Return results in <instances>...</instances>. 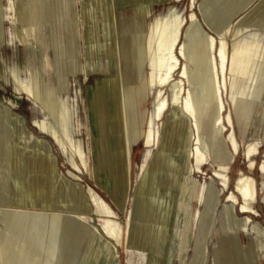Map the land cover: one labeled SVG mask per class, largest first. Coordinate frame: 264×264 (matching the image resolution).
Listing matches in <instances>:
<instances>
[{"label": "rangeland", "instance_id": "374dc122", "mask_svg": "<svg viewBox=\"0 0 264 264\" xmlns=\"http://www.w3.org/2000/svg\"><path fill=\"white\" fill-rule=\"evenodd\" d=\"M15 1L16 0H0V110L2 109V114L6 117L7 113L5 109L11 108L13 113L21 118L24 129L28 132L32 131L31 133L36 137L45 140L50 147L51 154L56 157V174L60 177L65 176L81 184L87 196V202L89 203L91 202L89 189L92 188L97 192L115 211L116 214L111 219L118 223L125 233L123 244L117 243L115 258L110 259L109 255L92 251L89 254L88 264H242L241 261L244 258L247 259L248 264H264V172L260 170V166L264 161V74L255 73L254 77L252 76L254 80L252 82L251 80L248 81L249 83L245 91L249 92H246L247 95L245 94L246 96H244L241 94H233L230 83L231 75H229L230 72L228 71V90L225 86L223 92V98L226 104L224 118L228 127L222 132L220 131L222 125L212 128L209 119L211 115H214L211 110L213 97L211 95L212 86L210 73H212V69L210 61L212 56L215 57L217 55L219 58L222 37L209 27L206 20L208 18L217 24L216 26L222 31L223 37L228 44L227 51L231 52L233 37L236 34V29L239 28V26H237L239 18L247 14L253 7L260 3L257 12L242 26H253L255 22L259 25L258 23L261 22V26L259 25L260 28L257 29V27H255L252 31H259V41L264 44V27L262 28V26H264V0H254L249 7L240 13V16L239 14L236 15L234 12L239 8L242 0H220L221 2L219 1L215 8H212L214 11L211 9L207 14H204V12H206L204 10L207 3L206 0H196L195 4L192 3V0H175L173 3L160 8L155 14L151 12L150 15H148L149 19L146 17L144 9L140 8L138 10L134 32H141L142 30L146 32L149 30L155 18L164 14L170 7L173 8L174 15H180L179 18L184 20L179 34V41H181V44L179 46L176 45L174 50V54L177 56L179 55L180 58L178 66L180 69L177 70L173 77L175 80H173L170 85L166 83L162 93L168 101V107H166L167 113L163 116V119L167 120L169 114H172V119L179 116L172 85L174 82L181 79L180 76L182 75L185 64H187L189 76H185V84L183 82L185 91H182L181 97L184 92L186 94L183 97H186L189 94L188 91H192L195 107L199 115L196 119L193 117V128L190 123L191 121L189 122L190 133L193 132L191 133L193 136L192 140L184 144L186 138L183 137L182 145L184 144L183 148L185 151L178 152L174 150L171 143L172 138L176 134L173 128L174 121L171 122V119L163 126V121L154 118V111L158 108V100H156V97L159 88L157 89L155 86L149 87V99L143 106H139V110H147L149 112L148 120L153 119V123H148L144 128L141 127L140 130L148 131L151 129L153 131V141L152 145L148 147L144 134L138 136L136 139L131 157V185L125 209H122L111 195V190L114 186L116 188L119 186L117 179L114 178L111 180L108 175L101 172L99 169H95L97 152L99 150L95 147L93 134L98 137V129L90 107V97L96 92L97 87L103 82L122 74V72H118L121 70L119 60L117 59L115 61L114 59V44H106L105 50L107 58L103 63L98 58L100 44L87 41L85 44L86 60H84L81 54L79 61H77V53L72 42L73 36L71 35L68 37V39H70L69 43L59 44L61 45L58 46L60 49V58L56 60L54 57L56 52L51 47V44L49 46L48 43L46 44L47 41H45V24L40 21L39 26H37L38 24L35 22V28L37 29V32L35 31V37L29 36L28 38L26 36L28 26L26 27L27 22L25 16L27 12L30 13L31 10L27 8V11L23 10L19 7V2L16 3V6L19 5L17 6L19 11H17V7L13 10V2ZM245 1L243 0V2ZM22 11L24 12L22 13ZM18 12H21V15ZM17 13L20 15V19H17V17L19 18ZM192 16H194L195 20L192 19ZM42 17H44V11L40 13V18ZM175 17L176 16L173 18L175 19ZM22 20L25 27L21 23ZM257 20L260 21L257 22ZM202 28L207 29V31L216 38L215 47H218L211 51L213 55L208 49L209 40L207 36L203 35L201 32ZM65 30L67 31V28ZM20 31L22 36L19 33ZM194 32H196V34ZM63 33L64 32L60 30V34ZM197 34L198 36H196ZM202 39L204 41H202ZM121 45L123 52L124 47L123 44ZM262 49L264 51V47ZM45 55H52V58H46ZM129 57L130 55H127L126 60L129 59ZM196 59H198V61ZM126 60L123 59V62ZM199 60H201V62H199ZM68 70H78V72H68ZM60 71L65 73L64 77H66V80L59 76L61 73ZM129 73L126 70L124 71L126 81L123 82V85L127 86L133 84L138 86L137 82L140 76L138 71L131 70ZM42 74H45L47 83H49L47 84L46 93L41 90L42 77H44ZM150 74L151 70L147 64L142 68V78H150ZM222 75L221 73V81L224 84L223 78L226 74ZM204 82L205 85L207 83V93H209L211 99L206 97L204 93L201 94L199 83L204 84ZM28 83H30L31 86ZM253 86L255 87V94L252 90L254 88ZM30 89H35V92L37 91L36 93L40 98H35L31 93H28ZM256 93H260V95L257 96ZM248 94L250 96H248ZM45 95L48 96L46 97V99H49H47L48 101L54 102V107L57 106L56 108L52 107L53 110L46 108L42 101L45 99ZM49 97H51V100ZM39 99H41L42 103L39 102ZM182 100L184 99L181 98L180 103ZM60 103L62 105H60ZM42 104L44 106H42ZM59 106L60 114L63 115V113H65L63 115L66 116L64 119L68 121L66 125V133L68 135V140H66V151L56 139L53 140L49 135L38 130L34 123L36 119L45 121L48 129H57L62 136L63 132L58 129L59 126L57 127L58 124L56 123L57 114H54L55 116L52 115L53 111L57 110ZM61 106L64 107L61 109ZM43 108L47 110L45 111ZM204 108L210 109L208 110L209 112L207 111L208 114ZM204 111L207 115H204ZM47 112H49L48 114L50 116ZM50 112L52 113L50 114ZM230 114L233 118V128L239 145V152L235 155L234 162L230 165V183L227 187L226 185L224 186L223 181L217 176L216 170L219 169L218 164L222 160L221 153H232V142L228 140L233 130L228 123V116ZM164 129L168 131V134H165ZM183 132L186 133L185 130H183ZM198 133L201 134L202 142H207L210 146L211 153L208 154V160L204 164L202 170H193V172H191L193 180H190L188 173L185 171L186 167L192 168L193 165H196L193 150L195 152L196 147L200 146L197 141ZM250 145H256L257 148H259L258 153L252 157L256 160V166L253 170L249 169V162L246 156V152ZM187 150L192 153L189 159L186 152ZM109 152L110 151H108L106 155L107 162H110L112 156H116L114 154L110 155ZM75 162L79 165V169L74 168ZM155 166H157V169H155ZM172 166L178 168V178L176 179H174V176L172 177L170 172L168 173L169 167ZM109 168L111 169L110 163ZM2 169L3 168H0V172H2ZM72 169L78 174V179H74L70 176L69 171H73ZM242 171L254 176L256 179L257 197L253 200L251 205L252 209H254V213L252 214L242 213L241 205L243 199L240 200L241 203L239 201L228 202L230 194H232L234 189L236 190L235 179ZM48 175L49 172H46L45 176L47 177ZM165 176L167 177L164 182ZM29 177V174L21 177L22 180H24L23 185L26 186V178L28 179ZM8 180L6 181L8 182ZM144 180H146L151 187L152 193L151 195H146L144 198L137 200L135 197L136 194H138V187H140ZM48 181H50V179ZM187 186L189 188H187ZM191 187H193V190ZM49 190L56 191L57 187L49 186L47 188L48 193L50 192ZM195 190L196 192L194 194ZM185 192L187 193L185 194ZM209 194L214 196V206L208 214V222L211 223V229L206 238L203 239L201 216L205 209L204 201ZM188 203L190 207L184 209V205ZM159 206L165 208V223L166 225L169 224L170 235L168 236L167 243H161L157 250L153 248L152 243L146 241L143 245H140L139 242L131 239L132 244H129L128 231L130 224L137 232L144 231V233L149 234L150 232L147 230L146 226L152 223L155 212L158 210ZM46 209L48 210L49 208ZM33 211L40 213L44 212L39 208L33 209ZM64 215H67V213H64ZM246 216H251V221H249L247 230H244L242 225L244 220H246ZM93 226H97L102 232L99 216L94 206L87 225L85 226L86 230L75 228L71 233L70 251L65 261H62V264H70L72 260L78 258L82 254L83 249L81 247V241L86 231ZM163 229L162 231L164 232L166 227ZM187 231H189L188 233L191 238L189 247L182 260L181 244ZM2 232L10 236H15L17 234L8 229H4ZM104 236L105 239H108L106 235ZM99 237L97 239H99ZM97 239L96 245H99ZM109 240L112 239L109 238ZM111 242L116 244L114 240ZM219 248L223 250L221 258L218 257L217 253ZM162 249L163 251H161ZM38 254L42 257L45 256L44 259H51L45 252L39 251ZM82 262H85V258ZM82 262L79 260L73 264H82Z\"/></svg>", "mask_w": 264, "mask_h": 264}, {"label": "bare ground", "instance_id": "6f19581e", "mask_svg": "<svg viewBox=\"0 0 264 264\" xmlns=\"http://www.w3.org/2000/svg\"><path fill=\"white\" fill-rule=\"evenodd\" d=\"M16 1L13 2V10H15V7L19 5V7H21L25 11H27V9L31 10L26 0ZM192 1V3L195 4L196 0ZM206 1V7L204 8L206 12H204V14H207L208 11H210L212 8H215L220 0ZM253 1L254 0H246L245 2H243V0L242 2L240 1L241 4L239 3L240 6L234 13L236 15L239 14L240 16V13L244 9L249 7V5L252 4ZM18 2L19 5L16 6V3ZM259 5L260 3L257 6L253 7L247 14L239 18L237 23V26H239V28L236 29V34L233 37L231 52L227 51L228 44L223 37L222 31L218 28V26H216L217 24H215L213 20H209L208 18L206 19L209 27L222 37V42L219 49V58L217 57V55L213 57V52H211L218 47H215V36L209 33L207 29H201L203 35L207 36L209 40H207L208 49L212 53L211 56L213 57H211L210 61L212 69V73H210V80L212 86L211 95L213 97L211 110L214 115H211L210 118H208L210 119L212 128L222 125V128H220L221 132L223 130H226V128L228 127L224 118V110L226 104L223 98L225 86L228 90V71L230 72L229 75H231L230 83L233 94H241L244 96L247 95L246 92H249L245 90L247 88V84L249 83L248 81L251 80L252 82L254 80V74H264V51L262 49L264 47V44L259 41V31H252L255 27L259 29L261 26V22L258 23L260 26L257 25L256 22V24L251 22L253 23V26H242L244 23L250 20L252 15L257 12ZM17 11H19V9ZM23 12L24 11H22V13ZM18 13L17 15H19L21 12L19 14ZM150 13L151 11L146 12V17H148ZM32 14V11H30V13L27 12V15L24 14L26 15V27L28 26V30L26 32V36L28 38L29 36H34L37 32ZM20 15L19 18L17 17V19H20ZM174 16H176L175 19L173 18ZM179 16L174 15L173 8L170 7L164 14L155 18V21L154 23L152 22L153 25L149 30H147L146 32L143 30L141 32H134L132 37L133 40L128 50V55H130V57L127 60L124 59L126 60L124 62L122 58V45L118 43L114 44V59L115 61L117 59L119 60L121 70L118 72H122V74H119L117 77L103 82L97 87L96 92L93 93L90 97L91 112L98 129V137L93 134L95 147H97V149L99 150L97 152V162L95 165V169H99L101 172L108 175L111 180L114 178L117 179L119 186L117 188L114 186V188L111 190V195L114 197V200L122 209L126 208L127 199L129 197V188L131 185V157L136 139L138 136L144 134L146 145L148 147L152 145L153 141V131L151 129L148 131L140 130L141 127L144 128L148 123H153V119L148 120L149 112L147 110H139V106H143L144 103L149 99L150 86H155L157 89L159 88L157 90L158 93L156 97V100H158V108L154 111V118H158L160 121H163V126H165L172 119V114H169L167 120L163 119V116L167 113L166 107H168V101L166 100L164 94L162 95V93L166 83H169L168 85H170L171 82L175 80L173 79L175 73L180 69L178 68L180 63L179 55L177 56L174 54L176 45L179 46L181 44V41H179V34L184 23V20L182 18H179ZM192 19H194V16H192ZM259 21L257 20V22ZM21 23L23 25V20ZM263 27L264 26H262V28ZM19 33L22 36L21 31ZM194 33L196 34V32ZM196 36H198V34ZM202 41L204 40L202 39ZM58 46L61 45L58 44ZM196 60L198 61V59ZM199 62H201V60H199ZM147 64L149 69L151 70V74L150 78L145 79L142 78V68H144V66ZM125 70L128 71V73L131 70L138 71V73L140 74L137 82L138 86L133 84H129L127 86L123 85V82L126 81L124 77ZM188 73V67L187 64H185L182 75L180 76L181 79L177 82H174L172 85L175 95L176 108L179 116L177 118L174 117L171 120V122L174 121L173 128L176 132L175 136L172 138L171 143L173 149L177 150L178 152L185 151L183 145L189 143L192 140L193 136L191 135V133L193 132L190 133L189 122L191 121L190 123L193 128V117L196 119L199 115V112H197L195 107L194 97L191 93L192 91H188L189 94L186 97H183L186 94L184 92L183 96L181 97L182 91L185 89L183 87V82L185 84L184 79L185 76H189ZM221 73L223 75L226 74V81L225 77L223 78L224 84L221 81ZM42 76L44 77H42L41 90L42 92L46 93L48 86L47 84L49 83H47L45 74H42ZM28 84L30 85V83ZM199 88L201 89V94L204 93L206 97L211 99V96H209V93H207V83L206 85L205 82L204 84L199 83ZM252 90L255 94V87ZM36 92L35 89H30L28 93H31L35 98H40V96ZM260 93H256L257 96L260 95ZM248 96L250 95L248 94ZM46 97L48 96L45 95V99H43L44 97L41 98L43 99L42 101L44 105L46 106V108H50V110H53L52 107L55 106L54 102L52 101V105V102L48 101L49 99L47 98V100ZM51 97H49L50 100ZM181 98L184 100H182V102L180 103ZM41 99H39V102H41ZM44 105L42 104V106ZM60 105L62 104L60 103ZM62 107L64 106H61V109ZM59 109L60 106L57 110L53 111L52 115L57 114L56 123L58 124L57 127L59 126L58 129L62 130L63 132L62 136L60 135L59 130L48 129L46 125L47 123H45V121L36 119L34 120V123L35 127L38 130H40L44 134L49 135L53 140L56 139L66 151V140H68L66 125L68 121L64 119V117H66L63 116L65 114L63 113L64 111L62 112L63 115H61ZM5 110L7 113L6 117L4 116V114H2V111L0 112V168L4 169L1 170L2 172H0V264H62V261H65L70 251L69 245L71 233L75 228L86 230L85 226L87 225L88 219L91 216L93 206L96 208V212L99 216L100 225L102 226V232L97 226H93L91 229L87 230L83 240L81 241V247L83 249L82 254L78 258L72 260L70 264H73L79 260L80 262H82L84 258L85 262H82V264H88L89 254L92 251L97 253L102 252L106 255H109L110 259L115 258L117 243L123 244L125 234L122 227L111 219L115 216V211L92 188L89 189V194L91 195V202L89 203L87 202V196L85 195L81 184L74 182L65 176H58L56 174V157L51 154L48 143L42 138L40 139L36 137L33 133H31L32 131L28 132L26 129H24L22 126L21 118L13 113L11 108H7ZM208 110L210 109L207 108L206 112ZM206 112L204 111V115H207L209 111L207 112V114ZM48 113L49 112H47V114ZM51 113L52 112H50V114ZM228 123L230 124V128L234 127L231 114L228 116ZM183 130H185L186 133H184ZM164 132L165 134H168V131H166L165 129ZM183 137H185L186 139L185 143L182 145ZM228 140L232 142V153H221L222 160L218 164L219 169L216 170L217 176L223 181L224 186L226 185L227 187L230 183V165L234 162L235 155L239 152V145L235 136L234 128L231 131ZM197 141L200 146L196 147L195 152L193 150L196 165H193L192 168L186 167L185 171L186 173H188L190 180H193L191 172H193V170H202L204 164L208 160V154L211 153L210 146L207 142H202L201 134L199 133ZM258 149L259 148H257L256 145H250L248 147V151L246 152L250 170H253L256 166V160H254L252 157L258 153ZM188 150L186 152L189 159L192 153ZM108 151H110V155H116L112 156L110 162H107L108 160L106 158ZM109 163L111 169L109 168ZM74 168H80L76 162L74 163ZM169 168L170 169H168V173L170 172L172 174V177L174 176V179L178 178V168L174 166ZM155 169H157V166H155ZM72 170L73 171H69L70 176L74 179H78V174L75 173L76 171L74 169ZM260 170L264 172V161L260 166ZM46 172H49V175L47 177L45 176ZM27 174H29L30 177L28 179L26 178L25 186L23 185L24 180H22L21 177ZM166 177L167 176H165L164 182L166 181ZM49 179L50 181H48ZM6 180H8V182ZM235 184L236 190L234 189L232 194H230L228 202L239 201L241 203L240 200L243 199V203L241 205L242 213H254V209H252L251 205L253 200H255L257 197L255 177L242 171L235 179ZM49 186H55L57 187V190H49L50 192L48 193L47 188ZM188 186L187 188H189ZM138 188V194H136L135 197V199L137 200L140 198H144L146 195H151L152 193V189L148 185L146 180H144V182ZM192 188L193 187H191V189ZM195 192L196 190L194 191V194ZM186 193L187 192H185V194ZM213 197V195L209 194L204 201L205 209L201 216V229L203 239L206 238L211 229V223L208 222V214L214 206ZM186 207H190L189 203L184 205V209ZM37 208L44 212L40 213L33 211V209ZM46 208L49 209L47 210ZM64 213H67V215H64ZM165 216V208L159 206L158 210L155 212L152 223L146 226L147 230H149L150 232L149 234L144 233V231L137 232L132 228L130 224L128 231L129 244H132L131 239H134V241L136 240L140 243V245H143L146 241L148 243H152V246L155 250L160 247L161 243L166 244L168 236L170 235V231L169 224L166 225L165 223ZM249 221H251V216H246V220H244L242 225L244 230H247ZM165 227L166 229L163 232L162 230H164L163 228ZM4 229L11 230L17 234L15 236L7 235L2 232L4 231ZM189 231H187L184 235V239L181 244L182 260L190 243L191 237L189 236ZM104 235H106L108 239H105ZM98 237L99 239H97ZM109 238L114 240L116 244L111 242L112 240H109ZM96 239L99 241V245H96ZM39 251L45 252V254L51 257V259H44L45 256L42 257L38 254ZM161 251H163V249ZM222 252L223 250H220L219 248L217 252L219 258H221ZM241 263L248 264L247 259H242Z\"/></svg>", "mask_w": 264, "mask_h": 264}, {"label": "crops", "instance_id": "0c3cea01", "mask_svg": "<svg viewBox=\"0 0 264 264\" xmlns=\"http://www.w3.org/2000/svg\"><path fill=\"white\" fill-rule=\"evenodd\" d=\"M174 1L26 0L33 13L34 23L36 22L38 24L37 26H39L40 21L45 24V41H47L46 44L48 43L49 46L51 44V47L56 52L54 54L56 60L60 58V49L57 44L69 43L70 39L68 37L72 35V42L77 53V61H79L81 54L84 60H86L85 44L88 41L90 43L100 44L98 58L103 63L107 58L105 50L106 44H123L125 48L123 49L122 57L123 59L127 58L128 50L133 40L132 37L137 20V13L140 8L144 9L145 12L151 11L152 14H155L160 8ZM43 11L44 17L40 18V13ZM66 28L68 32L65 30ZM60 30L64 33L60 34ZM45 57L52 58V55H45ZM69 71L78 72V70ZM64 75L65 73L62 72L59 74V76L66 80Z\"/></svg>", "mask_w": 264, "mask_h": 264}, {"label": "water", "instance_id": "95a60500", "mask_svg": "<svg viewBox=\"0 0 264 264\" xmlns=\"http://www.w3.org/2000/svg\"><path fill=\"white\" fill-rule=\"evenodd\" d=\"M34 125V124H33Z\"/></svg>", "mask_w": 264, "mask_h": 264}]
</instances>
